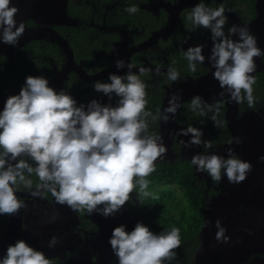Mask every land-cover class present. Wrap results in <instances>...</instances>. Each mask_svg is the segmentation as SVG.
I'll return each instance as SVG.
<instances>
[{
  "label": "clouds",
  "instance_id": "1",
  "mask_svg": "<svg viewBox=\"0 0 264 264\" xmlns=\"http://www.w3.org/2000/svg\"><path fill=\"white\" fill-rule=\"evenodd\" d=\"M129 14L139 11L132 5L125 9ZM19 12L12 0H0V42L16 46L25 32L24 22L17 26ZM226 9L221 4L212 9L204 3L197 4L187 20L194 27H202L211 33V55L207 58L215 71L213 78L223 90L218 95L236 104H255L253 85L257 70L255 58L264 57L257 38L247 27L232 25L225 32ZM238 37L233 39L232 37ZM204 45L190 46L183 52L191 72L203 65L206 57ZM117 69L128 68L124 75L110 74V82H95L94 90L108 97L104 104L96 99L87 105L77 103L69 93L49 86L45 77L28 76L18 95L9 96L0 111V215L14 216L26 208L24 200L17 196L20 187L29 190L32 197L44 198L50 192L56 203L66 205L73 212L100 214L105 218L120 212L131 201L158 199L147 189V179L155 170L158 159L167 154V147L160 135L149 132L152 122L167 123L181 106L179 92L174 93L168 106L154 115L147 110V85L140 79L151 69L140 68L134 74V65L124 60L115 61ZM156 73L160 74L157 68ZM167 77L176 82L180 73L169 67ZM117 98L115 106L111 103ZM190 108L201 116L213 112L211 120L216 128H222L226 120L218 119L221 102L210 105L200 96L191 99ZM183 136H191L188 145L212 148L211 141L203 140L201 129L189 126L181 129ZM242 143L239 137L229 140V145ZM28 157V159H24ZM29 160L32 163H29ZM259 160L264 162V156ZM191 163L198 172H206L215 182L226 176L230 184H239L252 171L249 161L240 159L229 147L227 157L218 154H197ZM35 175L39 183L31 177ZM209 223L206 221V224ZM217 242L229 243L227 229L219 219L215 222ZM59 240L53 236L48 247L54 248ZM178 228L159 234L153 233L143 223H137L131 232L125 226L115 227L109 244L118 264H171L181 247ZM0 264H51L42 251L29 246L24 240L9 245Z\"/></svg>",
  "mask_w": 264,
  "mask_h": 264
},
{
  "label": "flooded vegetation",
  "instance_id": "2",
  "mask_svg": "<svg viewBox=\"0 0 264 264\" xmlns=\"http://www.w3.org/2000/svg\"><path fill=\"white\" fill-rule=\"evenodd\" d=\"M243 2L244 0H133V3H127L123 0H110L108 2L103 0H76L77 4L73 13H70L66 8L68 16L74 23L50 26L68 41L76 65L85 72L87 77L85 78L71 70L66 77L57 83V74L68 61L63 49L55 42L61 50V57L59 56L57 60L47 52L48 50L44 46L40 53H37L31 46L27 47L32 40L28 41L15 49H25V51L21 50L20 53L22 59H15V51L11 59L5 54H0V111L3 110L9 96L19 94L28 76L45 77L49 84H53V89L69 93L77 100L78 104L93 98L106 97L102 93H97L93 86L97 81L110 82L108 80L110 74L124 75L127 73V67L117 69L115 65L117 59L124 60L126 65L128 63L134 65L132 71L137 75H139V69L142 67L151 69V71L140 76V79L147 85V101L155 104V101L161 97L162 105L168 89H172L175 85L187 81L189 78L196 79L212 71V68L207 64V58L211 55L212 48L210 30L194 27L187 20L188 14L199 3H204L212 9L223 4L227 16L225 26L227 33V29L235 25L234 20L240 21L243 25H248L252 21L245 23L243 18L236 14L237 12L240 13L239 8H242ZM181 4H183L182 7ZM132 5L139 9L135 14H129L125 11L127 7ZM27 26L34 27L36 24L32 20H28ZM232 38L235 40L234 37ZM197 45L205 46L203 54L206 60L203 65L198 64L197 71L193 73L188 68V61L184 58L183 52L188 47ZM38 57L40 61L37 60ZM169 67H174L179 71L180 79L178 81L172 82L168 79ZM157 68L160 69L159 75L155 71ZM112 100L116 102L117 98L113 95ZM186 101L181 104L178 116ZM217 102H221V107L223 105L226 107L225 101H209L208 104L215 105ZM150 109L147 104V110ZM226 111L223 113L224 120ZM197 112L192 111L190 107L185 108L182 117H189L192 124L188 121H181L177 117L178 124L201 129L203 132L202 139L211 141L212 148H205L203 145L192 146L185 141L181 142L179 141L181 135L178 132L171 145L174 152L173 160L180 159L191 162L189 157L197 155L196 152L204 155L217 152L218 148L229 144V140L233 138L227 124H225L229 130L228 134L225 133V140L214 143L211 139L210 130V119L214 113L207 112L206 115L201 116L196 114ZM250 113L253 116V130L249 134H255L264 129V98L261 100L255 98V104L251 108L246 101L239 104V119ZM150 121L149 118V125ZM158 123L157 135H160V120ZM246 128L243 129L244 136L248 135L245 132ZM149 132H151L150 126ZM204 135L206 139H204ZM216 137L220 138L219 136ZM257 138L262 139L263 135ZM237 152H241L242 156L245 157L238 156L240 159L249 161L253 166L252 171L247 175V179L239 184H230L226 176L222 177L221 182H215L206 172L199 173L191 163L194 170L193 184L198 186V193L203 195L205 202L202 211L204 222L200 235L206 227L207 216L214 215L215 222L217 219L220 222L227 219L226 223H222V226L227 229L225 235L230 237L229 243H232V240L239 242L242 240L239 235L242 228L253 229L259 232L257 242L260 246L257 249L261 250V255L264 256V162L259 160L260 156H264V140L254 145L253 148L239 149ZM33 182L34 186L39 183L38 180ZM177 191L181 192L179 187ZM19 192L27 193L29 190L21 186ZM131 196V201L127 202L120 212L108 218L97 213L88 215L87 213L73 212L66 205L56 203L50 192H45L44 198L32 197L31 195L29 197L19 196L26 203V208L22 209L23 229L19 240L22 239L29 246L42 251V246L48 247V241L56 236L59 243L54 248L48 247L51 253L45 255L51 260V264L54 261L53 264H66L69 259L77 258L85 249H88L87 251L90 252L92 260L96 264H118L117 257L104 251L103 253L100 249V237L104 230L114 224V227L124 225L126 231L131 232L139 222L152 231L146 219L145 203L143 202V205L139 203L136 193H132ZM215 203L216 206H214ZM66 215H71V217L66 218ZM231 220L237 223L232 225ZM208 226L207 230L210 232L208 245L213 247L212 244L216 242L217 228L215 223ZM63 235L65 236L64 239L62 238ZM200 235L199 247L202 245ZM65 238L69 239V243ZM249 242L253 244V241L249 240ZM227 250L234 251L228 245ZM257 255L258 253L252 257ZM217 260L214 261L217 262Z\"/></svg>",
  "mask_w": 264,
  "mask_h": 264
},
{
  "label": "water",
  "instance_id": "3",
  "mask_svg": "<svg viewBox=\"0 0 264 264\" xmlns=\"http://www.w3.org/2000/svg\"><path fill=\"white\" fill-rule=\"evenodd\" d=\"M12 4L18 7L19 9V12L15 17V19L17 20V26L19 25L20 22H24L25 32L23 36L19 39V42L16 46L6 45L0 42V54H5L11 59L15 49L21 47L24 43L28 41L34 39L35 40L44 39L48 41H54L57 42L58 45L63 49L64 53L68 58L66 65L57 74V83L59 82V80L66 77L71 70L76 71L78 74L84 76L85 78L87 77L85 75V72L76 65L74 61L73 51L68 41L50 26L53 24L74 23V21L70 19V17L66 12L67 0H12ZM180 6L182 7L183 4H181ZM256 11H257V16L250 22V24L243 25L238 20H234V24L240 27H247L250 33L257 38L258 47H260L261 50L264 51V0L257 1ZM28 20H32L36 24V26L28 27L27 26ZM234 38L238 39V37L236 36H234ZM255 62L257 64V70L252 75H255L256 72L264 71L263 57L255 58ZM207 64L212 68V65L209 61H207ZM214 71L215 69L212 68V71L205 76L198 77L196 79L189 78L187 81L175 85L172 89H168L163 99L160 111L162 112L163 109L168 106L169 98L176 92H179L181 96V100L179 101L180 105L184 101L191 99L195 96H200L206 102L216 101V100L225 101L227 108L225 114V120L227 121L226 124L230 132L232 133L233 137H239L242 143L236 144L235 142H233V144L224 145L218 148L217 152L215 151L209 154H218L221 156H227V149L231 147L237 156L243 157L241 152H237V151L239 149H244V148H248V149L253 148L254 145L263 141L264 129L261 131H257L255 134H248L244 136L243 129L246 124L244 118L239 119L238 117L239 104L230 101L228 102L227 95H225V97H223V100H221V97L218 94L223 90L220 88L218 81H216L213 78L212 73ZM49 86L53 88V84H49ZM93 99L101 101L104 104L109 103V99L106 97H97ZM91 100L86 101L83 104L87 105ZM111 103L113 104V106H115L116 104V102H114L113 100L111 101ZM178 112L179 109L175 114V116H173L167 123H164L163 121L160 120V129H161L160 136H162L163 143L167 147V154L162 158L166 160L174 159V152L172 151L171 145L174 141L175 135L178 132H181V129H186L188 127V126H181L178 124L177 121ZM260 135H263L262 139L257 138ZM190 139H191L190 135L189 136L181 135L179 141L187 142ZM196 154H200V152H196ZM162 158L158 159L157 162L160 161ZM191 158L192 157H189L190 161ZM17 196L29 197L30 194L29 192L22 193L18 191ZM216 205L217 204L215 203L214 206ZM207 226L208 224H206L205 229L200 235L201 239L203 238V233L206 230ZM22 229H23V213L21 210L19 214L10 216L6 235L4 236V239L0 244V258H2L6 254V250L9 245H13L17 240H19V237L22 233ZM87 250L88 249L83 250L77 258L69 259L66 262V264H96L93 262L92 256L90 252ZM214 263H216V261ZM235 263H243V262L241 260H238ZM235 263H231V264H235ZM247 264H264V258L255 257L251 262Z\"/></svg>",
  "mask_w": 264,
  "mask_h": 264
},
{
  "label": "trees",
  "instance_id": "4",
  "mask_svg": "<svg viewBox=\"0 0 264 264\" xmlns=\"http://www.w3.org/2000/svg\"><path fill=\"white\" fill-rule=\"evenodd\" d=\"M103 1L108 2L110 0ZM123 1L133 3V0ZM256 1L257 0H244L242 8H239L240 13H236L243 18L245 23H248L256 17ZM76 4V0H67V8L70 13L74 12L73 10ZM29 24H31V21H29ZM30 46L33 47L37 53L41 52L43 46L46 47L48 50L47 52L53 55L57 60L61 55L59 46L52 41L44 39L32 40L27 47ZM21 50L25 51L24 48ZM21 50H15V59H22L20 55L22 52ZM37 60L40 61V58L38 57ZM254 76L256 78V83L253 85V96L257 100H261L264 98V72H256ZM190 103L191 100L186 101L182 105L178 119L181 121H188L192 124L189 117H182L184 109L189 108ZM148 106L151 108L150 111L155 115L157 109L161 107V97L155 101V104L153 102H148ZM221 108L218 119L224 120L223 113L226 111V107L223 105ZM196 114H199V112ZM210 122L211 139L213 142L217 143L219 141H224L225 133L228 134L229 132L228 128H226V126L216 128L211 119ZM158 124V120L155 122L150 121V133L158 134ZM204 139H206L205 135ZM24 159L27 160L28 157H24ZM29 163L32 162L29 160ZM193 172V166L188 160L176 159L171 161L163 159L156 162V170L147 177L149 181L147 190L155 197H158V199H153L151 196L142 198L145 203L146 219L152 228V232L159 234L173 227L180 230L181 247L176 250L177 258L172 261L171 264H193L195 251L200 245L199 235L204 222L202 211L205 207V202L203 195L198 193V186L193 184ZM31 179L33 181L38 180L35 175H33ZM178 187L180 188V193L177 191ZM9 219L10 216L0 215V244L6 235ZM53 263H55V261Z\"/></svg>",
  "mask_w": 264,
  "mask_h": 264
},
{
  "label": "rangeland",
  "instance_id": "5",
  "mask_svg": "<svg viewBox=\"0 0 264 264\" xmlns=\"http://www.w3.org/2000/svg\"><path fill=\"white\" fill-rule=\"evenodd\" d=\"M244 120L246 124L245 127H247L245 132L249 134L253 130L252 114L250 113V114L245 115ZM70 217L71 215H66V218H70ZM214 218H215L214 215H211L210 217L207 216L206 221L209 222L207 224L208 225L214 224L215 223ZM223 220L224 221H221V225L222 223H226L227 221V219L226 220L223 219ZM230 223H232L233 225V223H237V222L234 220H231ZM114 228H115L114 224L110 225L106 230H104V232L102 233L100 237V244H101L100 249L102 250V252L104 251L107 254H111L113 256L115 255L112 252L111 246L109 244V240L111 238L112 231ZM208 228L209 226H207L206 230L203 233V238L201 239L202 245L195 252L194 264H212V262L216 260L217 258H218V262L219 261L220 262L214 263L215 262L214 261L213 262L214 264H231V263H235L238 260H241L243 263H235V264H247L251 262L255 257L264 258V256L261 255V250L257 249V247L260 246V244L257 242V239H258L257 236L259 232L253 229L247 230V229L242 228V231H239V235L242 239L240 242L237 240L236 241L232 240V243H221V242L216 241L214 244H212L213 247H211L207 243V241L209 240L208 236L210 235V232L207 230ZM243 233H246V235H243ZM59 236L61 237V235ZM64 237L65 236L63 235L62 238L64 239ZM249 240L253 241V244L249 242ZM66 241L69 243V239H67ZM227 245L231 248V250L233 249L234 251L227 250ZM50 251L51 250H49L47 246H42V252H44L45 255L50 254L51 253ZM257 253H258L257 256L252 257V255L257 254Z\"/></svg>",
  "mask_w": 264,
  "mask_h": 264
}]
</instances>
